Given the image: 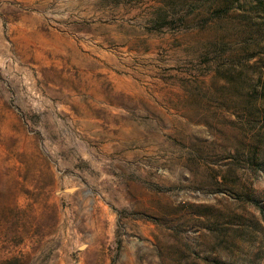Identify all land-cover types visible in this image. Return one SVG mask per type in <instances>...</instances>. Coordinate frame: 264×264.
Listing matches in <instances>:
<instances>
[{
  "label": "rangeland",
  "instance_id": "1",
  "mask_svg": "<svg viewBox=\"0 0 264 264\" xmlns=\"http://www.w3.org/2000/svg\"><path fill=\"white\" fill-rule=\"evenodd\" d=\"M0 264H264V0H0Z\"/></svg>",
  "mask_w": 264,
  "mask_h": 264
}]
</instances>
